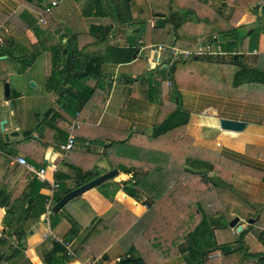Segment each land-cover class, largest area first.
Masks as SVG:
<instances>
[{
    "label": "crops",
    "instance_id": "0c3cea01",
    "mask_svg": "<svg viewBox=\"0 0 264 264\" xmlns=\"http://www.w3.org/2000/svg\"><path fill=\"white\" fill-rule=\"evenodd\" d=\"M50 1L0 0V104L6 106L11 99L34 101L39 95L48 96L55 102V106L43 112V116L48 110L53 112L49 116L50 124L55 128L47 125L51 131L43 128L37 135L30 127L4 128L3 125L4 130L0 132L2 138L3 134L10 135L7 141L3 138L8 145L0 150V237L4 230L10 232L12 236L7 241L12 249L18 251L12 253L11 249L0 253L5 257L12 255L0 264H118L131 245L145 264H193L188 258L191 250L185 243L188 232L178 246L180 254L169 262L160 261L145 238L152 235V228H155L149 224L145 202L154 203V199L141 190L140 200H134L123 192L122 184L130 179L145 180L150 168H167L172 159L175 160L177 175L182 180L184 173L179 170L181 164L182 168L196 170L197 167L201 168V162L206 161L213 167L206 175L214 179L215 186L197 200L210 209L216 219L223 217L225 205L228 215L234 217L229 209L233 205L235 191L264 202V153L252 151L251 145L244 139L264 137V86L244 83L234 88L231 85L239 67L264 72V26L255 25L257 15L250 14L256 5L255 8L264 15V11L261 13L264 0H176L178 6L191 8L199 19L198 25L184 27L200 36L198 39H193L195 36H183L179 42L181 49L187 46L194 48L206 40L211 41L212 37H216L218 43L219 40L222 42L217 34L210 33L217 28H229L235 8L242 12L232 27L244 28L242 34L258 32V37L249 38V45L248 39L245 40V51L240 61L235 66L229 64L223 67L227 83L225 91L221 92L219 79H216L210 87L212 95L186 90L175 94L168 77L167 90H164L159 77L147 81L139 70L143 65L140 60L159 75L155 66L167 70L171 65L164 53H154L146 47L155 45L150 41L151 30L160 26L163 17L156 13L165 15L162 12L167 11V0H147L154 7L152 10L155 14L145 23L139 37L133 33V27L122 26L112 20L106 8L107 0H58V6L45 13ZM77 35L97 39L84 47L83 56L101 58L107 49H126L131 47L128 41L133 38L132 48L135 46L138 50L136 58L128 63L113 62L109 53L110 62L99 65L98 72L110 86L107 83L104 94L98 92L96 99L79 113L74 112L73 108L71 112L68 111L49 85L52 51L59 49L63 59H66L68 50H75L72 37ZM80 40L78 48L83 45L85 38ZM219 46L221 49L220 43ZM230 51L232 55L236 54L235 47ZM231 54L207 57L228 64ZM88 64L89 61L84 58L77 59L76 73L83 74ZM131 79H134L133 82H128ZM29 82L33 88L28 87ZM96 83L95 78L83 81L89 88H94ZM5 85L8 86V97L5 96ZM69 86L67 92H70ZM179 108L186 115H180L178 119L186 120L187 123L153 139L156 126ZM221 119L240 121L245 126L239 132L223 130L220 127ZM70 125L79 128L69 132ZM70 133L75 136V145L81 142L86 153L76 149L75 145L70 152L60 150V145L65 143ZM127 137V143L119 142ZM219 139L224 144L220 145L217 142ZM50 141L54 148L65 155L56 152ZM12 150L15 153H11ZM14 156H24L28 163L35 164L36 169H45V180L12 163L11 157ZM184 163L188 165L184 166ZM71 166L77 167L82 173L97 174V177L116 170V176L108 181L117 185L116 190L111 191L115 192L113 201L110 203L104 197L105 191L98 186L68 202L57 213H52L51 208L57 202L55 198L72 191L75 179L81 177L80 174L76 176ZM57 174L67 180L58 182V192L50 198L49 182L55 180ZM182 184L185 187L186 183ZM184 189L169 190L164 195L159 202L161 215L153 218L151 223H165L166 220L167 225L174 223L178 226V235L180 227L185 229V223H181V203L186 200ZM6 199L7 206L3 207ZM47 200H51L49 211ZM176 214L179 215V223L171 219ZM192 216L196 220L195 226L202 228L203 224H198L197 215ZM263 217L264 207L259 208L253 223L261 222ZM240 219L238 226L242 223V230L247 231L244 242L249 251V239H257L258 234L250 223L244 224L248 223L247 220ZM20 221L24 226L32 223L22 247H18L13 236L17 233ZM133 226L134 239L126 241ZM191 227L192 231L194 227ZM259 230L264 232L263 228ZM90 232L92 235L89 237ZM237 234L235 229L230 228L226 238L235 244ZM215 243V246L223 245L217 241ZM260 245L261 250L249 253L261 257L249 259L245 263L264 264V247ZM68 250L72 255H67ZM121 250L124 251L122 255L117 252ZM194 252V255L189 253L192 259L202 253ZM104 255L106 260H102Z\"/></svg>",
    "mask_w": 264,
    "mask_h": 264
},
{
    "label": "trees",
    "instance_id": "16d2710c",
    "mask_svg": "<svg viewBox=\"0 0 264 264\" xmlns=\"http://www.w3.org/2000/svg\"><path fill=\"white\" fill-rule=\"evenodd\" d=\"M107 1L108 2L106 8L109 11V16L112 18V20L116 21L119 25L133 27L135 29L133 33L137 37H139L143 32L145 23L149 19L153 18L155 14V11L152 10V8L154 7L150 6L147 0ZM166 3L168 8L166 9L167 11L162 12L165 15L160 16L161 18L163 17V20H161L159 24L160 26L155 27L151 30V43L155 45L161 44L180 48L179 42L183 36H195L193 39H198V36L200 35H197L195 33L192 34V30H187L184 27L185 25H191L193 27L199 24V19L196 18L195 12L191 8L178 6L176 0H167ZM234 11L235 12L232 13V19L229 21V28H217L210 34H217V36L225 41L223 44H221V49L224 52L231 54L232 51H230V49L235 47L236 54H231L228 64H223L216 60H210L211 57L206 56H192L184 60H174L166 71L168 73V79L172 83L171 85L173 86L175 94H177L179 91L186 90L212 95L213 91L210 87L215 84L216 79H219L221 92L225 91L227 83L224 77L225 68L223 67L230 65L235 66L240 61V58L245 51V40L248 39L249 45V38H253L255 36L258 37V32L249 31L246 34H242L241 32H239L242 27H232L233 23H235L242 12L241 9L237 8H235ZM218 14L219 13H217V15ZM83 38H85V41L83 45L78 48L77 43H80V39ZM72 40L75 42V50L69 49L68 53L65 54L66 59H63V56L60 53L59 49H54L52 51V73L49 79V85H51V88L54 90V92L59 95L58 100L61 104L65 105V108L68 111L71 112L73 108L75 110L74 112L79 113L88 105L89 102L96 99V95L98 94V92L104 94L105 86L107 85V83L110 86V83H105L104 79L98 72L99 65L110 62V59L108 57L109 53L112 56L111 60L113 62L128 63L136 58L138 50L135 46L132 48V46L134 45L132 39L128 41V44L131 47H127L126 49H107L105 56L101 58L88 57L83 56L82 51L87 44H92L97 39L94 40L88 38L86 37V35H77L73 36ZM188 47L189 46L184 48ZM79 58H84L89 61V64L87 65L83 74L76 73V63L77 59ZM97 61H99L100 63H96ZM87 78H95L97 80L94 88L86 87V85L83 84V81ZM133 80L134 79H131L128 82H133ZM54 82H57V84H54ZM244 83L264 86V72L258 70H248L243 67H239L238 70L235 71V75L231 85L232 87L236 88ZM68 86L70 92H67ZM52 113L53 112L51 110H48L43 119V121L49 125H51V117L49 115ZM170 115L171 117L168 116L166 120L156 126L152 135L153 139L166 133L167 131L178 128L179 126L185 125L187 123L186 120L181 121L178 119L180 115H186V112L181 108L173 110ZM51 126L55 128L54 125ZM128 141L129 138L127 137L126 139H123V141L119 142L127 143ZM7 145L8 144L3 141V138L0 135V150H3ZM174 161L175 160L172 159V162H170L167 168L155 166L150 168L151 170L145 175V180L134 181L133 179H130L122 184L123 192L134 200H140L142 191L145 195L149 194V197L154 199V203H148V201L145 202L147 207V218L150 220L149 224L155 227L154 229L152 228V235H147L145 236V238L150 242V245L158 255L160 261L162 263L168 262L170 261V259L180 254L178 246L181 244L182 238L186 235L187 232L188 234L186 236L187 239L185 243L187 242L189 249L191 250L188 252V258L193 264H247L245 263V261L249 259L260 258L261 255L256 256L249 253L248 247L244 242L245 235L247 234L246 230H242L237 234L238 239L232 246H214V248L202 252L198 256L199 259H192L189 256V253L193 255L195 253L193 250V245L191 243L194 237L193 234L195 233V231L197 233V231L201 227L198 225L195 226L196 220H194V217L192 215H197L199 223L204 219L212 217L210 209L206 208L201 203V201L197 200V198L204 196L211 190H213V186H215L214 179L206 175V172L213 170V167L206 161H204V163L201 162V164L199 165L201 168L197 167L196 170H193L192 168H182L183 164H181L179 170L182 174L184 173V178L180 180L177 175V168L174 166ZM185 164L188 165L187 163H184V166ZM71 168L72 170H74L76 176L78 174L81 175V177L75 179V188H78L79 186H82L83 184L97 177V174H92L90 172L82 173V171L80 169H77V167L71 166ZM55 180L57 182H63L67 179L61 174H57L55 175ZM210 181L213 182L211 186H209ZM182 183H186L184 184L185 187H182ZM107 184L110 183H108L107 181L101 184L99 187L106 186ZM110 185H113L115 191L117 185ZM118 188L120 187L118 186ZM177 189H184L186 196V200L181 203V212L183 214L181 223H185V229H182V227H180L179 235L178 226L174 223H171V225H167L165 224L167 223V220L165 223H151V220L153 218L156 219L157 216L161 215L162 211L159 210V202L162 200V198H164V195H167L169 190L177 191ZM59 199L60 196L55 198L56 201H58ZM112 201L113 198L111 202ZM2 206H7V199L2 204ZM178 216L179 215L176 214L174 217H171V219L175 221V223H179L177 219ZM28 218L30 217H26V219ZM23 224L24 223L20 221L17 226V233H15V235L13 234L15 242L18 243V247H22V243L27 234V230L32 223L28 224V226H24ZM135 225L137 226V224ZM191 226H195L192 231ZM91 232L89 234V237L92 235ZM11 236L12 234L8 231L4 230L2 232V235L0 237V253L12 249V246L7 241V238ZM134 236L133 226L130 229L126 241H133ZM257 239L264 247V232L258 234ZM216 251L220 252V254L222 255L221 258L209 259V255L214 254V252ZM14 252L18 253L17 250L12 249V253ZM123 256L124 257L119 260L118 264H145L133 245H131L125 251V254ZM11 257L12 255H10L9 257H5L1 254L0 262H3V260H9Z\"/></svg>",
    "mask_w": 264,
    "mask_h": 264
},
{
    "label": "rangeland",
    "instance_id": "374dc122",
    "mask_svg": "<svg viewBox=\"0 0 264 264\" xmlns=\"http://www.w3.org/2000/svg\"><path fill=\"white\" fill-rule=\"evenodd\" d=\"M255 7H253V10L252 9L250 10V14H253V16L257 15L256 18L261 17L259 24L264 26V22H263L264 15H261L260 12ZM243 29L244 28L239 30V32L241 33L244 32ZM224 42L225 41L221 42L219 40L220 45L223 44ZM222 52L224 51L222 50ZM140 62H142L143 65L141 64V67H139V70L147 78V81H149L152 77L153 78L159 77V80H160L159 82L162 84V88L164 90H167V88H165L167 87L166 86L167 84L166 78L168 77L167 71L161 70L159 67L155 66V68H157L160 72V75H159L155 73L152 69L151 70L148 69V64L145 61L140 60ZM31 84L32 83L29 82L28 87L33 88ZM52 106H55L54 100L48 98V96H45V95H39L37 99H34V101L31 99H19V100L11 99L9 101V104L6 106H4L3 104H0V122H5L4 128H8V127L14 128L15 126L30 127L36 131L37 135H39L41 129L43 128H47L48 131H51L50 128L47 127L48 124L46 122L44 123L43 121V117H44L43 112H45L47 109H49ZM35 113H39L40 115H34ZM263 133H264V130H263ZM126 134H128V132H126ZM244 139L247 144L251 145L250 149H252V151L258 150L259 152L264 153V137L263 138L244 137ZM217 142L220 145L224 144V141L222 139H219ZM50 144L56 152H58L59 154L63 153V152L61 153V151L59 152L58 149L54 148L53 143H51V141H50ZM75 146H76L75 147L76 149L82 150L86 153L85 151L86 149L81 144V142ZM239 146L241 147L242 145L239 144ZM11 153H15V151L12 150ZM63 155H65V153H63ZM212 183L213 182L210 181L209 186H211ZM100 189L105 191L104 197L111 203V200L115 194V192L113 193L111 192L112 190L114 191V187L110 184H107L106 186L100 187ZM234 194L235 196H233L234 198L233 205L229 209L230 211L233 212L234 217H232L231 214L228 215V213L226 212L228 208H226V205H225L226 210H225L223 217H220V219H216L214 216H212L211 218H207L201 221L200 223H203L202 228L200 227L196 235H194L193 243L191 241L194 250L204 252L208 249L214 248V246L216 245L215 241H217L218 244L232 246L234 243H232V241L226 238V233L230 230L229 223L234 218H238V219L243 218L247 220L248 222L250 220H254L255 219L254 216L257 214V211L259 210V208L264 207V202L260 201V199H255L249 194L240 193L237 191H235ZM240 222H243V221H240ZM241 224L242 223H240L239 226H241ZM244 224H249V223H244ZM250 225L253 226V231L257 232V234H260L261 232L259 229L260 228L264 229V217L261 220V222L251 223ZM201 229H202V232H201ZM249 240H250L249 252L250 251L258 252L259 250L262 249L256 237L255 238L252 237ZM257 245L260 246V249L258 248ZM117 252L120 255L124 253L123 250L117 251ZM218 254L221 255L220 253ZM196 258H198V255ZM248 264H251V263L248 262Z\"/></svg>",
    "mask_w": 264,
    "mask_h": 264
},
{
    "label": "built area",
    "instance_id": "2783aa9c",
    "mask_svg": "<svg viewBox=\"0 0 264 264\" xmlns=\"http://www.w3.org/2000/svg\"><path fill=\"white\" fill-rule=\"evenodd\" d=\"M115 1V0H111ZM59 4L58 0H51L50 4L48 7L45 8V13L51 12V10L55 7H57ZM216 43V45H215ZM215 46V49H214ZM149 50H151L154 53H164L167 58L166 60L169 61L171 64L174 60H184L192 56H216V55H221L225 56L226 54L222 52L220 49L219 43L217 41L216 37H212L211 41H205L202 44L197 45L196 47H191V48H186V49H181V48H175V47H170L168 45H151V46H146ZM170 85V84H168ZM78 129V126H69L68 130L69 132H72L74 129ZM75 145V136H73L72 133H70L67 136V139L64 144L60 145V150L67 152L71 151L74 149ZM11 161L14 164H17L23 168H25L29 173L36 175L39 179L42 181L45 180V169H36L32 164L28 163L26 158L24 156H14L11 157ZM49 186L51 189V197L58 192L59 189V183L56 180H53L49 182ZM51 200H47L46 207L47 210L49 211V205H50ZM67 248V244H66ZM68 249V248H67ZM68 256L72 255V252L68 250L67 253ZM209 259H218L221 258V255L218 253L209 255ZM93 264V263H90Z\"/></svg>",
    "mask_w": 264,
    "mask_h": 264
},
{
    "label": "water",
    "instance_id": "95a60500",
    "mask_svg": "<svg viewBox=\"0 0 264 264\" xmlns=\"http://www.w3.org/2000/svg\"><path fill=\"white\" fill-rule=\"evenodd\" d=\"M264 11V7L261 8V13H263ZM157 16H162L161 13H156ZM261 20V17H258L255 21V25H258L259 22ZM5 96L8 97V86L5 85ZM5 122H0V132H3L4 125ZM245 124L240 122V121H234V120H228V119H221L220 120V127L223 130H227V131H233V132H239L244 128ZM16 134V133H15ZM10 136V135H9ZM8 134H3V138L5 139V141L8 140L9 138ZM117 174L116 170H112L110 172H107L105 174H102L100 176H98L97 178L83 184L82 186H79L78 188L73 189L72 191H70L69 193L65 194L64 196H62L55 204L54 206L51 208L52 213H57L58 211H60L69 201L75 199L76 197L81 196L82 194H84L85 192L96 188L98 186H100L101 184L113 179ZM238 222L239 219L238 218H234L230 223H229V227L231 229H235L237 233H240L242 231V227L238 226ZM254 220H250L248 223H253ZM102 260H106V256H102Z\"/></svg>",
    "mask_w": 264,
    "mask_h": 264
}]
</instances>
